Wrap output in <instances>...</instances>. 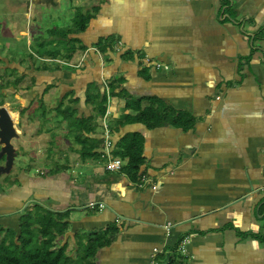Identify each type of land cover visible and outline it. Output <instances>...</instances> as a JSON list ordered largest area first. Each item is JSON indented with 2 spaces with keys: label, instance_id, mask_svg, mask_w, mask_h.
<instances>
[{
  "label": "crops",
  "instance_id": "obj_1",
  "mask_svg": "<svg viewBox=\"0 0 264 264\" xmlns=\"http://www.w3.org/2000/svg\"><path fill=\"white\" fill-rule=\"evenodd\" d=\"M80 12L94 16L85 31L68 33L70 56L55 31L73 28ZM5 58L6 89L22 106L10 110L16 120L21 109L16 156L0 178L48 137L40 151L63 154L57 163L66 170L0 182V227L19 233L21 215L38 203L70 210L65 234L36 239L44 250L74 251L76 233L113 226L117 236L96 251L97 264H163L158 257L174 251L185 264H264V0H0V64ZM97 88L109 90L115 150L127 134L144 136L141 176L155 189L105 168L103 114L87 99ZM62 102L76 113L64 118ZM156 103L193 125L132 120ZM35 104L41 118L35 125L29 112L28 126L22 115ZM82 116L94 117L88 136L100 144L85 161L72 133ZM79 166L92 172L71 178Z\"/></svg>",
  "mask_w": 264,
  "mask_h": 264
},
{
  "label": "trees",
  "instance_id": "obj_2",
  "mask_svg": "<svg viewBox=\"0 0 264 264\" xmlns=\"http://www.w3.org/2000/svg\"><path fill=\"white\" fill-rule=\"evenodd\" d=\"M94 14L80 12L76 18L75 25L71 29H59L55 33L58 37L66 39L62 44L66 45L71 56V46L76 42V38H68V33L75 31L81 33L88 28L89 22ZM53 39L61 41L53 35ZM62 53V52H61ZM24 76L18 75L15 80V85H19L23 81ZM10 84H6L1 88H8ZM107 88L102 94L97 88L93 96L88 95L87 99L93 102H98L100 107L99 112L105 114L107 102ZM76 98L74 101H77ZM58 113L64 118L70 117L76 113L72 105L64 106V102L58 105ZM26 109L23 110V113ZM126 118H130L126 116ZM126 118L118 121V125H123ZM145 123L148 127L159 126L162 124L172 123L181 125L184 128H189L193 125V118H188L184 112L170 110L165 107L160 108L159 105L153 104L146 109L140 110L135 118ZM96 124L93 116L77 117L72 125V133L75 135L76 141L81 143L80 156L82 160L94 158L100 153L97 151L100 147L99 143H93L88 133L95 131ZM144 136L139 132H134L125 135L121 138L120 143L114 154L126 161L122 168L125 174L132 179L138 180L141 177V168L145 162L144 157ZM56 172H65V168L59 163L56 164ZM57 172V173H58ZM70 210L60 212L48 209L41 204H36L32 209L26 210L20 217V232L18 233L12 227H0V264H97L96 251L105 247L115 240L118 231L113 226L108 227V232L100 233L92 232L76 233V249L68 251L66 247L50 248L44 250L36 242V238H56L58 235H63L67 231L68 217ZM58 214V217H57ZM54 241V240H53ZM158 259H161L163 264H185L182 258L175 251L169 257L161 254Z\"/></svg>",
  "mask_w": 264,
  "mask_h": 264
},
{
  "label": "rangeland",
  "instance_id": "obj_3",
  "mask_svg": "<svg viewBox=\"0 0 264 264\" xmlns=\"http://www.w3.org/2000/svg\"><path fill=\"white\" fill-rule=\"evenodd\" d=\"M9 60V58H5V61L3 60V62L0 64V82L2 83V86L6 84H9L8 79H10L11 77H13V73L9 72V66H7L6 61ZM5 62V63H4ZM0 93L4 94V99H3V103L2 106L6 107L9 111L13 108H18L21 105V103L18 102V100L14 97V93L9 92V89H1L0 87ZM37 105H26L27 108H30L29 111H26L22 116L24 118L25 121H27L28 124V116H29V112L34 116L35 118V125L37 124V121H40V115H39V110L37 111ZM19 109V108H18ZM36 109V110H35ZM19 115L17 113V119L14 120L15 124H17V120L19 119ZM21 117V116H20ZM52 123V122H51ZM28 126H31L30 124H28ZM28 126H25L27 130H29ZM34 127V126H33ZM17 129V128H16ZM33 130V128H32ZM42 132V130L39 131V133ZM47 138H45L42 142L39 141L37 142V146L36 147H31V149H28L27 154H23L20 156V160L18 161V169L16 172L12 173V175L8 174V176L2 175V177L0 178V182L1 185H6V181H8V183H10V181L13 178V176L16 173H23L25 178L27 179H33V178H42V177H52L55 179V177L58 176V173L56 172L55 168H56V164L57 162H60L62 159V157H64L63 154H59L57 152H53V153H47L46 148L45 149H41V146L38 147V145H40L39 143H42V145L50 142L53 138H49L46 140ZM70 155V154H69ZM73 154H71L72 156ZM72 158V157H71ZM55 163V164H53ZM92 172L91 167L89 166H79L77 169H74V171L71 169L69 170V172H67V174H69L71 176V178H76L79 176H83L86 175L88 173ZM9 177L8 180H5L4 177ZM12 177V178H11ZM38 239V238H36ZM38 240H36L37 242Z\"/></svg>",
  "mask_w": 264,
  "mask_h": 264
},
{
  "label": "built area",
  "instance_id": "obj_4",
  "mask_svg": "<svg viewBox=\"0 0 264 264\" xmlns=\"http://www.w3.org/2000/svg\"><path fill=\"white\" fill-rule=\"evenodd\" d=\"M146 63H151L152 65L156 66L157 68H168V65H163L161 62L158 61H152L149 58H146ZM107 93L109 94V90L107 89ZM100 125L103 128V144H102V150H101V159L105 163V168L108 171H121L124 163L123 160L116 156L114 154L115 151V144H114V139H113V131L111 129V123H110V110L107 109L105 114L102 116ZM140 186L142 187H152L156 188V184L154 181L145 176L142 175L140 178ZM155 252H158L156 249Z\"/></svg>",
  "mask_w": 264,
  "mask_h": 264
},
{
  "label": "water",
  "instance_id": "obj_5",
  "mask_svg": "<svg viewBox=\"0 0 264 264\" xmlns=\"http://www.w3.org/2000/svg\"><path fill=\"white\" fill-rule=\"evenodd\" d=\"M3 98H0V102ZM21 109L18 110V114ZM20 116V115H19ZM18 135L15 122L11 112L4 106H0V159L6 156V165L0 166V173L9 172L12 168L14 157L16 156L12 139Z\"/></svg>",
  "mask_w": 264,
  "mask_h": 264
},
{
  "label": "flooded vegetation",
  "instance_id": "obj_6",
  "mask_svg": "<svg viewBox=\"0 0 264 264\" xmlns=\"http://www.w3.org/2000/svg\"><path fill=\"white\" fill-rule=\"evenodd\" d=\"M0 87H1V82H0ZM1 89H2V88H1ZM1 97L4 99V94H3V93H0V98H1ZM2 103H3V101L0 102V106H2ZM6 161H7L6 156H3V157L0 159V166H5V165H6Z\"/></svg>",
  "mask_w": 264,
  "mask_h": 264
}]
</instances>
